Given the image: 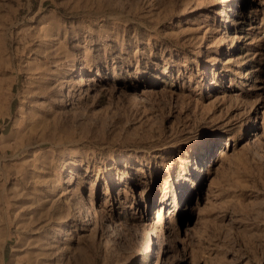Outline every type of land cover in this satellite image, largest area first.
I'll return each mask as SVG.
<instances>
[{"label":"rangeland","instance_id":"obj_1","mask_svg":"<svg viewBox=\"0 0 264 264\" xmlns=\"http://www.w3.org/2000/svg\"><path fill=\"white\" fill-rule=\"evenodd\" d=\"M0 264H264V0H0Z\"/></svg>","mask_w":264,"mask_h":264},{"label":"bare ground","instance_id":"obj_2","mask_svg":"<svg viewBox=\"0 0 264 264\" xmlns=\"http://www.w3.org/2000/svg\"><path fill=\"white\" fill-rule=\"evenodd\" d=\"M223 37H220L218 40H217V47H221L222 44H223Z\"/></svg>","mask_w":264,"mask_h":264}]
</instances>
